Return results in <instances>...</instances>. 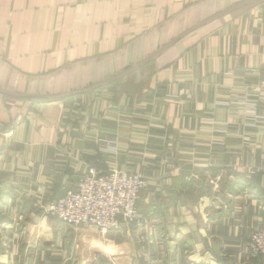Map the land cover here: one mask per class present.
<instances>
[{
    "label": "crops",
    "instance_id": "0c3cea01",
    "mask_svg": "<svg viewBox=\"0 0 264 264\" xmlns=\"http://www.w3.org/2000/svg\"><path fill=\"white\" fill-rule=\"evenodd\" d=\"M247 1L0 0V264H264V0L19 97ZM93 167L144 177L141 228L44 212Z\"/></svg>",
    "mask_w": 264,
    "mask_h": 264
},
{
    "label": "built area",
    "instance_id": "2783aa9c",
    "mask_svg": "<svg viewBox=\"0 0 264 264\" xmlns=\"http://www.w3.org/2000/svg\"><path fill=\"white\" fill-rule=\"evenodd\" d=\"M261 102L264 104V96ZM145 186L146 181L140 174L118 169L101 173L93 167L74 189H69L43 210L63 225L93 227L106 236L121 232L124 227L142 224L139 202ZM247 248L252 258H264V229L252 234Z\"/></svg>",
    "mask_w": 264,
    "mask_h": 264
},
{
    "label": "water",
    "instance_id": "95a60500",
    "mask_svg": "<svg viewBox=\"0 0 264 264\" xmlns=\"http://www.w3.org/2000/svg\"><path fill=\"white\" fill-rule=\"evenodd\" d=\"M258 1H261V0H249L245 3H242V4L232 8V9H229L227 11L222 12V13L212 17L211 19H208L204 23H201L200 25H197V26L193 27L192 29H189L188 31L182 33L179 37H177L176 39L171 41L169 44H167L164 47H162L161 49H159L156 53H154L153 55H151L150 57L145 59L139 65L132 67L130 69H127V70L123 71L122 73H120L119 75H116L115 77H112V78H110V79H108V80H106V81H104V82H102V83H100L94 87H91L89 89H85L82 91H74V92L58 93V94H47V95H19V97L29 98V99H38V100H63V99H68V98H72V97H76V96H80V95L93 93V92H95V91H97L103 87H106L109 84L117 82V81L125 78L126 76L130 75L131 73H134L137 70L141 69L142 67H144L145 65H147L151 61L160 57L163 53H165L167 50H169L171 47H173L176 43H178L181 39H183L185 36L189 35L190 33L197 31L198 29L203 28L204 26L208 25L209 23H211V22H213L219 18H222V17H224V16H226L232 12H235L237 10H240L242 8L250 6L254 3H257Z\"/></svg>",
    "mask_w": 264,
    "mask_h": 264
},
{
    "label": "rangeland",
    "instance_id": "374dc122",
    "mask_svg": "<svg viewBox=\"0 0 264 264\" xmlns=\"http://www.w3.org/2000/svg\"><path fill=\"white\" fill-rule=\"evenodd\" d=\"M99 171V170H98ZM121 171H125V172H129V173H135V172H130V171H126V170H121ZM100 172V171H99ZM108 172V171H107ZM88 173V172H87ZM87 173L84 175V176H86L87 175ZM101 173H106V172H101ZM141 175V174H140ZM83 176V177H84ZM82 177V178H83ZM74 189V188H73ZM51 203V202H50ZM50 203H48V204H50ZM141 214V213H140ZM142 217V216H141ZM143 219V218H142ZM133 225H135V226H137V228L139 229V228H141L140 226H142L143 225V222H142V224L140 225V226H138V225H136V224H133ZM91 229V230H95L93 227H89V226H84V227H78V228H75V229ZM137 229V230H138ZM95 232L97 233V236H98V239H100V240H105V239H109V238H111V237H105V238H103L102 236H100L99 234H98V231L97 230H95ZM145 235H143V236H141L142 237V239L141 240H143V239H145V237H144ZM143 242V241H142ZM259 258V257H258ZM263 258V257H262Z\"/></svg>",
    "mask_w": 264,
    "mask_h": 264
}]
</instances>
